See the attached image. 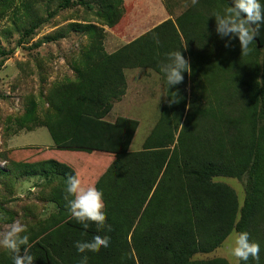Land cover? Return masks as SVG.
Instances as JSON below:
<instances>
[{"label": "trees", "instance_id": "1", "mask_svg": "<svg viewBox=\"0 0 264 264\" xmlns=\"http://www.w3.org/2000/svg\"><path fill=\"white\" fill-rule=\"evenodd\" d=\"M231 3L198 0L175 20L159 24L112 54L104 51L101 28L82 25L79 31L85 33L87 45L72 65L73 79L48 91L41 117L30 100L14 124L18 132L46 129L51 152L111 157L102 173L89 181L81 179L83 187L94 185L102 191L105 224L111 231L90 222L87 228L80 226L68 212L66 177L80 179L68 163H20L2 155L8 173L0 170V178L37 176L49 186L57 179L51 188L55 216L25 233L34 264H80L82 255L87 264H229L212 253L233 230L247 231L260 244L264 264V22L249 55H241L238 40L225 47L210 16ZM95 14L113 28L123 15L122 0H101ZM37 26L25 35H32ZM175 50H181L191 72L167 89L160 69L167 53ZM137 69L160 77L166 100L141 150L131 153L138 121L105 118L126 94L125 72ZM172 92L179 103H169ZM219 178L245 180L241 205L231 187L215 181ZM0 221H9L2 209ZM94 235L108 236V247L77 253L75 243ZM0 264H12L8 250L0 253ZM247 264L255 261L249 258Z\"/></svg>", "mask_w": 264, "mask_h": 264}, {"label": "rangeland", "instance_id": "2", "mask_svg": "<svg viewBox=\"0 0 264 264\" xmlns=\"http://www.w3.org/2000/svg\"><path fill=\"white\" fill-rule=\"evenodd\" d=\"M69 1L67 6L66 0H0V170L3 173H8V164L2 160V155L20 163L48 159L68 163L84 182L102 173L110 156L51 152L53 146L46 129L18 132L14 120L23 115L30 100L35 101L36 114L41 117L47 108L48 91L73 79L72 65L78 62L87 45L85 33L79 31L82 25L101 28L104 51L114 53L159 24L175 20L198 0H122L123 15L113 28L104 25L95 14L101 0H82L85 5L77 0ZM33 24H38L33 34L25 35ZM76 25L80 28L74 29ZM125 77L126 94L113 104L105 120L113 122L123 117L138 121L139 127L129 149L135 153L141 150L158 121L160 107L166 98L161 79L154 72L130 70L125 72ZM187 95L189 99V88ZM75 168L83 170L82 174ZM215 181L231 187L240 205L243 203L245 180L219 178ZM53 186L37 176L0 178V209L9 214V221H0V234L16 222L25 225L27 231L37 230L55 216L57 208L51 202ZM5 251L7 249L0 248V253ZM212 254L230 264L224 243Z\"/></svg>", "mask_w": 264, "mask_h": 264}, {"label": "clouds", "instance_id": "3", "mask_svg": "<svg viewBox=\"0 0 264 264\" xmlns=\"http://www.w3.org/2000/svg\"><path fill=\"white\" fill-rule=\"evenodd\" d=\"M210 17L215 20V33L221 40H225V47L233 39L238 40L241 55L247 56L252 51L250 46L254 44L260 24L264 22V0H232L231 6L214 11ZM160 70L167 89L182 83L183 74L191 72L190 64L181 50L167 53V61ZM169 95L170 104L179 103L176 92ZM64 198L68 212L78 222L83 223L85 228L90 222L111 231L110 226L105 224L103 193L94 185L85 188L76 175H67ZM26 231L25 225L16 222L8 231L0 234V248L7 249L12 254V264H34L33 255L25 247L29 244V236L22 235ZM109 243L108 236L94 235L91 240L77 241L74 247L77 253L83 254L94 252L99 247L107 248ZM224 247L230 257V264H247L249 258L255 264H260V244L251 240L247 231L233 230L226 237ZM87 259L86 255H82L80 264H87Z\"/></svg>", "mask_w": 264, "mask_h": 264}, {"label": "crops", "instance_id": "4", "mask_svg": "<svg viewBox=\"0 0 264 264\" xmlns=\"http://www.w3.org/2000/svg\"><path fill=\"white\" fill-rule=\"evenodd\" d=\"M113 52H110V53H108V54H112ZM52 146H50V148H51Z\"/></svg>", "mask_w": 264, "mask_h": 264}]
</instances>
